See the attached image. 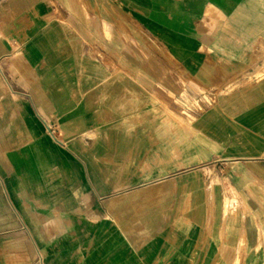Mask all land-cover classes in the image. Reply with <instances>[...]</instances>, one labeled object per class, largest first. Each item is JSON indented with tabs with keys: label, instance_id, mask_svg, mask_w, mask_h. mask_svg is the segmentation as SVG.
I'll use <instances>...</instances> for the list:
<instances>
[{
	"label": "crops",
	"instance_id": "1",
	"mask_svg": "<svg viewBox=\"0 0 264 264\" xmlns=\"http://www.w3.org/2000/svg\"><path fill=\"white\" fill-rule=\"evenodd\" d=\"M0 264H264V0H0Z\"/></svg>",
	"mask_w": 264,
	"mask_h": 264
},
{
	"label": "built area",
	"instance_id": "2",
	"mask_svg": "<svg viewBox=\"0 0 264 264\" xmlns=\"http://www.w3.org/2000/svg\"><path fill=\"white\" fill-rule=\"evenodd\" d=\"M180 101L182 103V113L189 118L195 117L196 114L199 112L203 111L205 107L208 105H211L213 102L212 97L207 96L204 97L203 95L201 96H192L188 92H183L180 96ZM193 100L191 101L190 99ZM53 130V129H52Z\"/></svg>",
	"mask_w": 264,
	"mask_h": 264
},
{
	"label": "rangeland",
	"instance_id": "3",
	"mask_svg": "<svg viewBox=\"0 0 264 264\" xmlns=\"http://www.w3.org/2000/svg\"><path fill=\"white\" fill-rule=\"evenodd\" d=\"M194 97V96H193ZM191 101L193 100V98L192 99H190Z\"/></svg>",
	"mask_w": 264,
	"mask_h": 264
}]
</instances>
